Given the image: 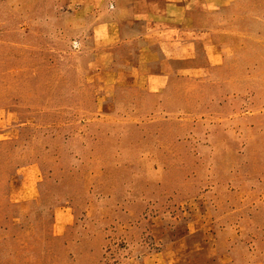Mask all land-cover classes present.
I'll list each match as a JSON object with an SVG mask.
<instances>
[{
  "label": "rangeland",
  "instance_id": "rangeland-1",
  "mask_svg": "<svg viewBox=\"0 0 264 264\" xmlns=\"http://www.w3.org/2000/svg\"><path fill=\"white\" fill-rule=\"evenodd\" d=\"M136 1L0 0V264H264V0Z\"/></svg>",
  "mask_w": 264,
  "mask_h": 264
},
{
  "label": "crops",
  "instance_id": "crops-1",
  "mask_svg": "<svg viewBox=\"0 0 264 264\" xmlns=\"http://www.w3.org/2000/svg\"><path fill=\"white\" fill-rule=\"evenodd\" d=\"M196 2L203 6L211 5L209 0H139L134 3L137 5L136 8L139 7L136 13L140 15L136 20H143L149 37L174 40V42L158 40L160 45L166 47V53H193L191 46L195 45L198 29L193 26L192 5ZM187 46L190 50L182 49Z\"/></svg>",
  "mask_w": 264,
  "mask_h": 264
}]
</instances>
